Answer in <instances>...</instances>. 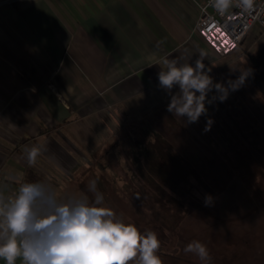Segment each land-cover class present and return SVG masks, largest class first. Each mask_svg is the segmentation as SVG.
<instances>
[{"label":"crops","instance_id":"0c3cea01","mask_svg":"<svg viewBox=\"0 0 264 264\" xmlns=\"http://www.w3.org/2000/svg\"><path fill=\"white\" fill-rule=\"evenodd\" d=\"M203 1L0 0V189L11 194L7 177L29 168L58 190L90 170L111 111L164 92L160 57L194 65L203 53L209 67L218 53L196 30ZM25 145L46 149L33 167Z\"/></svg>","mask_w":264,"mask_h":264},{"label":"rangeland","instance_id":"374dc122","mask_svg":"<svg viewBox=\"0 0 264 264\" xmlns=\"http://www.w3.org/2000/svg\"><path fill=\"white\" fill-rule=\"evenodd\" d=\"M263 47L264 26L255 23L232 52L215 56L210 75L226 82L238 68L252 72L251 57ZM169 101L163 92L121 118L112 110L104 140L119 136L120 145L105 148L101 168L62 181L57 194L92 201L88 186L96 180L105 206L142 233H157L163 264H200L183 252L193 240L207 245L211 264H264V87L250 73L188 126L167 112ZM208 117L214 123L204 132ZM206 195L212 206L204 205Z\"/></svg>","mask_w":264,"mask_h":264},{"label":"clouds","instance_id":"9594fccd","mask_svg":"<svg viewBox=\"0 0 264 264\" xmlns=\"http://www.w3.org/2000/svg\"><path fill=\"white\" fill-rule=\"evenodd\" d=\"M210 3L221 15L233 6L250 14L255 0ZM156 65L160 69L158 88L170 98L166 110L184 126L207 117L206 105L226 101L231 92L245 85L251 73V69L238 68L240 75L235 80L215 82L203 53L194 65L167 56L160 57ZM210 93L214 94L209 97ZM213 123L208 117L203 131H210ZM44 151L43 145H25L27 165L35 166ZM7 180L18 187L11 194L0 189V260L5 264H17L18 260L20 264H163L157 233H142L105 206L96 180L88 186L94 193L92 201L83 194L61 197L50 181L29 182L19 175H10ZM204 205H213L211 195L205 196ZM183 252L197 257L200 264H211L210 250L201 241L189 242Z\"/></svg>","mask_w":264,"mask_h":264},{"label":"built area","instance_id":"2783aa9c","mask_svg":"<svg viewBox=\"0 0 264 264\" xmlns=\"http://www.w3.org/2000/svg\"><path fill=\"white\" fill-rule=\"evenodd\" d=\"M255 23L264 26V0H255L254 10L249 14L233 6L221 15L204 0L196 30L218 54H228L238 47Z\"/></svg>","mask_w":264,"mask_h":264},{"label":"trees","instance_id":"16d2710c","mask_svg":"<svg viewBox=\"0 0 264 264\" xmlns=\"http://www.w3.org/2000/svg\"><path fill=\"white\" fill-rule=\"evenodd\" d=\"M251 59H252V62H253L251 77L261 87H264V47L257 54L252 55ZM261 77H263L262 78L263 82H261ZM119 133H118V135L121 134V133L120 134ZM120 141H121L120 137L116 136V138L114 140L106 141L103 144L102 148L103 149H105V148H117V146L120 145ZM102 157L103 156L96 157V160H95L93 166L91 167L92 169L97 168L99 166L101 168V164H102V161H103ZM88 172H90V170ZM25 180L29 181V182L48 181L47 177H45L44 175L36 172L35 170H33L31 168H29L27 170Z\"/></svg>","mask_w":264,"mask_h":264}]
</instances>
